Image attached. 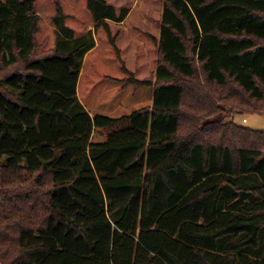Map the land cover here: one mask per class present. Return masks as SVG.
I'll list each match as a JSON object with an SVG mask.
<instances>
[{
  "label": "trees",
  "instance_id": "trees-1",
  "mask_svg": "<svg viewBox=\"0 0 264 264\" xmlns=\"http://www.w3.org/2000/svg\"><path fill=\"white\" fill-rule=\"evenodd\" d=\"M245 114L264 0H0V264H264Z\"/></svg>",
  "mask_w": 264,
  "mask_h": 264
},
{
  "label": "rangeland",
  "instance_id": "rangeland-1",
  "mask_svg": "<svg viewBox=\"0 0 264 264\" xmlns=\"http://www.w3.org/2000/svg\"><path fill=\"white\" fill-rule=\"evenodd\" d=\"M68 46H69V44H66V47H68ZM183 110L186 113H190V111H192L191 108H189L187 105L183 106ZM244 119L247 120L246 123L244 122ZM235 120H236L237 124H239L240 126L251 128V129L264 130V117L252 116L250 114H245L242 116H237ZM181 131H182V136H184L186 134V131H187V126L182 125Z\"/></svg>",
  "mask_w": 264,
  "mask_h": 264
},
{
  "label": "built area",
  "instance_id": "built-area-1",
  "mask_svg": "<svg viewBox=\"0 0 264 264\" xmlns=\"http://www.w3.org/2000/svg\"><path fill=\"white\" fill-rule=\"evenodd\" d=\"M244 122L246 123V122H247V120H246V119H244Z\"/></svg>",
  "mask_w": 264,
  "mask_h": 264
}]
</instances>
